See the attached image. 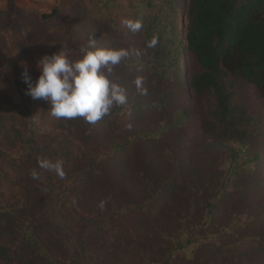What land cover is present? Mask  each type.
Instances as JSON below:
<instances>
[{
	"label": "trees",
	"instance_id": "1",
	"mask_svg": "<svg viewBox=\"0 0 264 264\" xmlns=\"http://www.w3.org/2000/svg\"><path fill=\"white\" fill-rule=\"evenodd\" d=\"M66 3L87 25L108 36L107 45L100 48L128 51L108 75L126 89L127 103L113 107L94 125L79 117L57 119L50 115V105H44L40 119L45 126L50 121L49 128H41L29 122L32 109L27 103L0 96V139L16 149L13 157L0 158V264H94V238L106 234L114 240L113 226L121 219L133 224L124 225L132 231L125 230L120 238L142 239L136 245L140 264H172L180 256L193 259L195 247L207 241L224 249L233 246L219 240L218 232L203 230L214 225L222 189L230 175L239 172L237 154L227 161V177L217 193L204 202L201 221H192L198 210L194 197L190 208L169 210L175 175L162 179L157 189L155 181L134 179L144 168H153L154 149H165L170 158L163 143L172 138L178 142L188 134L185 89L190 98L211 91L216 102L213 114L232 131L237 130L231 123L232 89L223 77L238 76L252 83L264 98V0H189L184 32L178 30L176 0H61L40 17L55 16ZM124 20H139L142 28L133 33ZM154 36L158 43L150 48ZM88 46L68 45L69 58L81 59V49ZM183 47L200 66L189 82L186 74L176 73ZM0 59L19 74L18 65L1 51ZM137 78L143 81V93L136 87ZM42 161L62 162L63 176L42 168ZM166 214L173 223L161 232L163 259L150 262L141 248L151 246L158 236L153 241L139 236ZM234 223L243 226L241 221ZM254 227L257 232L244 239L248 247L264 250V226ZM223 232L233 234L231 228Z\"/></svg>",
	"mask_w": 264,
	"mask_h": 264
},
{
	"label": "rangeland",
	"instance_id": "2",
	"mask_svg": "<svg viewBox=\"0 0 264 264\" xmlns=\"http://www.w3.org/2000/svg\"><path fill=\"white\" fill-rule=\"evenodd\" d=\"M60 1H56V5ZM188 5L189 0H176V21L178 30L182 32L183 25L188 21ZM70 7L71 5L66 3L60 12L46 19L40 17L41 13L36 7H15L10 3L6 8L0 9V51L16 65L22 59L30 62L29 72L33 82L40 74L37 64L42 56L52 55L61 49L67 50L68 45L77 42L88 44L89 40H95L97 47H105L108 43L109 38L104 32L87 25L80 13L71 11ZM180 17H184L182 22ZM181 40L185 47V40L183 38ZM184 47L178 57L179 68L176 73L179 77L186 74L189 82L192 76L200 71V66ZM133 48L135 51L139 50L136 41L133 42ZM18 67L22 71V66ZM20 71L17 75L14 73L13 88L8 90L3 88L0 96L8 95L16 104L23 100L32 109V118L29 122L41 128L48 127L47 123L50 120L45 126L40 119L41 110H46L47 106L44 105L48 103L43 99L33 100L25 94L26 84L21 79ZM223 79L232 89L231 123L235 122L237 130L232 131L223 126L220 117L213 114L216 102L211 91L192 94L193 98H190L184 88L182 104L188 109L189 117L186 121L188 134L177 139L178 142L172 138L163 143L171 152L170 158L169 152L165 149H154L152 154L155 155L151 161L153 168H144V173L134 179L140 183L145 179L155 181L157 189L162 186V179L175 175L171 182L169 210L181 212L186 206L190 208V199L194 197L198 210L193 212L192 221H196V218L201 221L204 202L214 196L223 183L227 161L233 158L232 155L239 156L237 159L241 162L239 172L230 175L222 189L223 199L214 207V225L203 230V233L218 232L219 240L231 242L233 246L224 249L209 241L203 242L195 247L196 254L191 255L193 259L180 256L172 264H211L212 261L216 264H264V250L248 247L244 239L245 234L252 235L257 232L258 228L255 229L254 225L264 226V98L255 85L238 76L226 75ZM15 154V147L10 142L0 139V158L5 155L10 158ZM188 212L187 215L191 210ZM234 220L241 221L243 226L237 225ZM255 220L257 222H254ZM126 223L133 224L121 219L119 224L117 222L113 226L114 240H110L106 234L104 237L94 238V264H100L102 260L109 264L143 262L136 248L142 239L133 241L130 238H120L121 234L127 232L125 230L132 231L131 228L124 227ZM172 223V216L166 214L162 221L152 224V228L149 227L139 236H146L152 241L158 236L151 246L147 244L141 248L147 252L148 261L163 259L161 232L169 229ZM225 228H231L233 234H225L223 232Z\"/></svg>",
	"mask_w": 264,
	"mask_h": 264
},
{
	"label": "clouds",
	"instance_id": "3",
	"mask_svg": "<svg viewBox=\"0 0 264 264\" xmlns=\"http://www.w3.org/2000/svg\"><path fill=\"white\" fill-rule=\"evenodd\" d=\"M123 23L133 33L142 28L139 20H124ZM157 43L158 38L154 36L148 47H155ZM88 45L81 49L82 58L76 61L69 58L65 49L42 56L37 64L40 74L34 82L27 65L22 62L21 79L26 84L25 94L33 100H45L50 105L52 117L68 120L79 117L94 125L113 107L127 103L126 89L111 81L108 75L113 66L128 56V51L100 48L95 40H89ZM142 83L141 78L135 80L136 87L143 93ZM61 165L62 162H41L42 168L53 169L63 176ZM33 176H36L35 172Z\"/></svg>",
	"mask_w": 264,
	"mask_h": 264
},
{
	"label": "crops",
	"instance_id": "4",
	"mask_svg": "<svg viewBox=\"0 0 264 264\" xmlns=\"http://www.w3.org/2000/svg\"><path fill=\"white\" fill-rule=\"evenodd\" d=\"M56 1L58 0H0V9L6 8L10 3H12L15 7H28V8H34L42 14L50 12V10L56 5ZM39 57V55H36ZM27 60L22 59L18 61L17 65L22 66V62L27 65L28 70H31L29 67L30 62H26ZM14 78V72L11 67L6 65L1 59H0V91H2L3 88L11 89L13 88L12 80ZM11 93V91H9Z\"/></svg>",
	"mask_w": 264,
	"mask_h": 264
}]
</instances>
